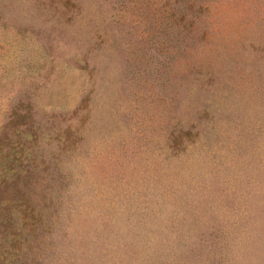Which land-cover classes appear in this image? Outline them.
<instances>
[{"label":"rangeland","instance_id":"rangeland-1","mask_svg":"<svg viewBox=\"0 0 264 264\" xmlns=\"http://www.w3.org/2000/svg\"><path fill=\"white\" fill-rule=\"evenodd\" d=\"M0 207V264H264V0H0Z\"/></svg>","mask_w":264,"mask_h":264},{"label":"trees","instance_id":"trees-1","mask_svg":"<svg viewBox=\"0 0 264 264\" xmlns=\"http://www.w3.org/2000/svg\"><path fill=\"white\" fill-rule=\"evenodd\" d=\"M23 120V119H22ZM13 119H11V120H9V121H7L6 123H4L3 124V126H7V128H8V126H9V124L10 123H13ZM21 122V121H20ZM3 131H5L6 129H2ZM0 227H2L3 226V228H6V226L8 225V224H10V221H11V218H12V216H11V214L9 213V214H7V213H5V211H4V209L2 208V210H1V207H0Z\"/></svg>","mask_w":264,"mask_h":264}]
</instances>
